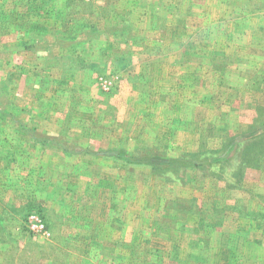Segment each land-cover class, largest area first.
Instances as JSON below:
<instances>
[{
	"label": "rangeland",
	"instance_id": "1",
	"mask_svg": "<svg viewBox=\"0 0 264 264\" xmlns=\"http://www.w3.org/2000/svg\"><path fill=\"white\" fill-rule=\"evenodd\" d=\"M0 264H264V0H0Z\"/></svg>",
	"mask_w": 264,
	"mask_h": 264
},
{
	"label": "trees",
	"instance_id": "2",
	"mask_svg": "<svg viewBox=\"0 0 264 264\" xmlns=\"http://www.w3.org/2000/svg\"><path fill=\"white\" fill-rule=\"evenodd\" d=\"M204 241L208 242L207 238H202Z\"/></svg>",
	"mask_w": 264,
	"mask_h": 264
},
{
	"label": "built area",
	"instance_id": "3",
	"mask_svg": "<svg viewBox=\"0 0 264 264\" xmlns=\"http://www.w3.org/2000/svg\"><path fill=\"white\" fill-rule=\"evenodd\" d=\"M43 227L42 225H40V228Z\"/></svg>",
	"mask_w": 264,
	"mask_h": 264
}]
</instances>
